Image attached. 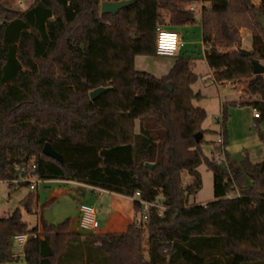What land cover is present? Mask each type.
<instances>
[{"label": "trees", "instance_id": "16d2710c", "mask_svg": "<svg viewBox=\"0 0 264 264\" xmlns=\"http://www.w3.org/2000/svg\"><path fill=\"white\" fill-rule=\"evenodd\" d=\"M195 1L202 3L213 81L248 79L249 98L232 104L259 112L264 150V100L255 97L264 92V74L254 75L251 62L264 61L257 17L264 18V0H135L116 15L101 13L102 0H34L23 11L0 0V180L20 177V168L35 162L42 180H75L125 197L140 192L167 206L162 216L148 207L147 220L124 233L89 236L73 233L70 219L44 220L43 232L30 228L18 207L0 218V264L18 258L13 248L20 234L29 235L27 264H264V159L254 162L247 151L240 161L230 159L226 104L224 144L213 141V157L202 149L204 137L195 139L203 134L200 117L184 131L174 107L180 58L159 78L135 65L141 55H156L159 25L174 31L197 22L185 6ZM245 28L253 45L246 56ZM99 87L109 89L91 99ZM138 120L146 126L137 131ZM46 144L62 161L43 153ZM223 148L226 162H218L215 152ZM202 164L213 173L214 200L190 205L189 196L202 188ZM184 171L193 179L187 187ZM35 200L29 192L20 205L33 213ZM134 206L137 213L144 209L138 200Z\"/></svg>", "mask_w": 264, "mask_h": 264}, {"label": "rangeland", "instance_id": "374dc122", "mask_svg": "<svg viewBox=\"0 0 264 264\" xmlns=\"http://www.w3.org/2000/svg\"><path fill=\"white\" fill-rule=\"evenodd\" d=\"M104 2V0H102ZM253 2L257 0H252ZM2 3L13 8L14 10H26L31 6L34 0H1ZM259 2V0L257 1ZM197 6V23L186 27H177L178 33L183 41L180 47V54L176 56H145L141 55L136 58V68L141 71H147L156 77H162L170 73L175 67L178 58V67L180 68L174 82L177 84L175 91L176 105L175 114L177 118H181V123L184 131L192 129L196 120L201 118V130L204 134L202 149L209 157L213 156L211 145L213 141H217L221 137V128L224 117L222 116L223 105L229 106L230 116L226 122L229 133L228 146L231 159L234 161L242 160L245 152H249L250 158L253 161H262L264 159V150L259 141L256 129L258 123L255 120V109L252 105H233L232 102L245 101L249 98L250 93L246 90L248 79L229 85H216L213 83L212 72L205 60V46L202 44L203 30L200 26V15L202 11V3L192 2ZM191 4V5H192ZM189 7L190 5H185ZM251 33V30L245 28ZM242 29L241 33L245 31ZM244 33V32H243ZM243 35V34H242ZM242 45V44H241ZM242 48L246 49L244 45ZM248 49V48H247ZM251 50V49H250ZM264 66V61L261 62ZM173 86L172 83H170ZM187 86V87H186ZM188 89L195 95L194 99H188ZM259 99H264V92L255 96ZM199 111V114H198ZM216 157L224 158L223 153L215 152ZM202 174V188L197 190L188 198V204H206L214 200L213 173L206 164H202L198 168ZM183 186L187 187L192 184L193 179L188 171L182 174ZM56 187H64L59 183L48 184L40 182L36 190H31L28 186L20 184L10 185L0 182V218L8 216L16 208L20 207L23 214V219L28 223L30 228H37L43 232V221L45 215L41 212L36 214L26 212L20 205L21 200L29 193L34 192L38 196V204L42 205L48 198L50 188L56 190ZM68 193H71L68 198L59 197L50 206L54 224L65 220L68 216L75 217L79 211L81 203H88L100 210V213L106 212V205L103 200L107 195L95 189L86 188L83 186H69ZM71 214V215H70ZM135 222L140 218V212L137 213ZM13 252L18 258L13 261H7L1 264H27L24 257L23 246L15 241Z\"/></svg>", "mask_w": 264, "mask_h": 264}, {"label": "crops", "instance_id": "0c3cea01", "mask_svg": "<svg viewBox=\"0 0 264 264\" xmlns=\"http://www.w3.org/2000/svg\"><path fill=\"white\" fill-rule=\"evenodd\" d=\"M257 1L256 2L254 1V2L257 3ZM199 15L201 16L200 13H199ZM197 22H195V23H197ZM186 26H188V25H185L183 27H186ZM200 26H201V22H200ZM177 27H179V26H176L174 28V31L178 32ZM201 28H202V26H201ZM202 30H203V28H202ZM243 32H242V34H243L242 35V45H244L245 48L247 47L248 49H251L253 46L251 33L249 31H247L246 29ZM202 44H203V39H202ZM182 45H183V41H181L180 46L182 47ZM203 46H204V44H203ZM205 51H206V47H205ZM180 52H178V53L180 54ZM210 71L212 72V77H213V71L212 70H210ZM213 83L216 85H226L227 86V85H229L230 82L224 83V84H219V83H216L215 81H213ZM229 114H230V112H229ZM254 118H256V117H254ZM145 126H146V122L143 120L142 121L138 120L136 123L137 131L140 128L145 127ZM213 148H214V145L212 144L211 145L212 151H213ZM230 159H231V157H230ZM254 162H258V161H254ZM45 182L48 184L59 183L64 187H56V190H52V188H50V190L48 191V194H49L48 198L42 205L38 204V200H39L38 196L36 193H34L35 197H36L34 212H36V214L37 213L39 214L41 212L42 216L45 215L46 209L50 208V206L53 204L54 201H56V199H58L59 197L68 198V196L71 195V193H68L69 190L67 189L69 186L77 185V186H83L86 188H91L90 186H87V185L82 184L80 182L74 183V184L65 183V182H61L58 180H56V181L49 180V181H45ZM95 190L100 191L102 193H105L107 195L106 199L103 200V203L106 205V209H107L106 212L100 213V210L98 211V209L95 207L96 213H97V218H98V221L100 224V228L95 230V231L89 232V233L82 232L80 230L79 225H78V221H79V211H78V214H76L74 218L71 216H68L66 218V219H70L71 231L73 233L82 232L86 236H89L92 233H110V232L124 233V232H126L127 229L129 228V226L133 225L135 222V219L137 218L136 208L134 206L133 200L129 196L125 197L123 195H120V194H117V193H114L111 191L100 190V189H95ZM46 204L49 205L48 208H44V206ZM84 204H88V203H84ZM88 205H90V204H88ZM90 206L92 207L93 205H90ZM97 244H99V242ZM23 248H24V246H23Z\"/></svg>", "mask_w": 264, "mask_h": 264}, {"label": "built area", "instance_id": "2783aa9c", "mask_svg": "<svg viewBox=\"0 0 264 264\" xmlns=\"http://www.w3.org/2000/svg\"><path fill=\"white\" fill-rule=\"evenodd\" d=\"M113 1H120V0H113ZM190 10H197V6L195 5H190L189 6ZM157 41H156V55H161V56H176L180 50V45H181V37L177 31H172L164 28L163 26L159 25L157 27ZM259 112L255 111L254 115L255 117H259L260 115L258 114ZM217 142L221 145L224 144V136L221 134V137L217 140ZM223 154L225 155L224 148L222 149ZM218 162H226V157L221 158L218 157L216 158ZM36 170V163L32 162L30 166L26 167L23 166L20 168L21 171V176L13 179V180H0V182L3 183H13V184H20V183H28L29 188L31 190H35L37 188V185L40 182H45V180H42L38 178L34 173ZM61 182L65 183H79L75 180L70 181V180H63V179H56ZM54 180V181H56ZM92 187V186H91ZM93 189H99L92 187ZM102 190V189H100ZM133 202L135 200H138V203L144 207V209L140 212V218H138L137 223L138 224H143L145 220L148 218V212L147 208L152 206L158 209L159 215L162 216L164 211L167 209V206L164 205L163 202H160L158 200L155 201H147L146 199H142L140 192H137L134 196L130 197ZM78 225L80 227V230L82 232H92L100 228V224L97 218V213L95 207H91L88 204H80L79 205V221ZM29 235L27 234H20L15 237V241L18 242L20 245L24 246L28 239Z\"/></svg>", "mask_w": 264, "mask_h": 264}, {"label": "water", "instance_id": "95a60500", "mask_svg": "<svg viewBox=\"0 0 264 264\" xmlns=\"http://www.w3.org/2000/svg\"><path fill=\"white\" fill-rule=\"evenodd\" d=\"M133 3H135V0H120V1L104 0V2H102L101 4V13L103 14L110 13V14L116 15L118 14L120 10H122V8L130 6ZM257 17H258L261 27H264V18H262L259 14L257 15ZM240 50H241L242 55L244 56L249 55L251 53V50L247 48L246 49L241 48ZM251 62L253 66V74L263 75L264 74L263 64L261 62H258L255 59H252ZM168 88L170 91H173V86L170 83L168 84ZM107 89H109V87H106V88L99 87V88L91 90L89 93L90 98L91 99L97 98L99 95L105 93ZM203 137H204V134H202L201 132L195 133L196 141H200L201 139H203ZM43 153L53 159L62 161L61 155H59L56 151H54V149L50 146V144H46L44 146ZM146 166L149 168H153L154 165L147 163ZM45 220L48 223H51L54 220V217L52 216V212L49 208L46 209L45 211Z\"/></svg>", "mask_w": 264, "mask_h": 264}]
</instances>
